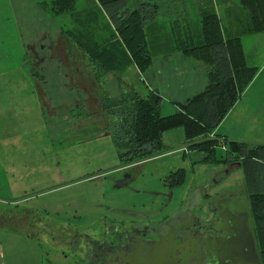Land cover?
<instances>
[{
    "label": "rangeland",
    "instance_id": "374dc122",
    "mask_svg": "<svg viewBox=\"0 0 264 264\" xmlns=\"http://www.w3.org/2000/svg\"><path fill=\"white\" fill-rule=\"evenodd\" d=\"M48 1L0 0V264H47L48 256L59 255V252L53 251V240L46 229H37L32 224V219L38 218L43 222H52L57 218L60 220L96 201L117 206L146 203L150 191L161 188L160 180L168 167L162 170L159 166L165 162L172 161L169 168L182 166L184 169L182 182L175 192L192 189L198 193L206 183L210 186L207 188L209 192L215 189L210 183V177L215 175L213 170L219 165V161L204 160L205 153L195 148L182 151L187 142L182 136L176 137V132L181 133V127L163 131L161 137L165 147L160 154L164 155L134 169V177L129 181V186L116 188L113 187L112 180L104 178L101 172L120 163L110 135L97 136L71 145L57 134L56 128L52 129L49 125L52 118L47 115L38 97L35 79L30 73V63L18 58L26 43H37V35L42 31L54 37L59 47L55 53L58 55L63 52V41L58 30L71 25L73 21L67 14L55 15L51 12ZM88 1L75 0L80 8L89 6ZM157 2L159 16L166 19L165 30L169 32L168 20L175 17L174 10L180 6V2ZM185 4L195 18L192 0H185ZM96 14L98 24L106 21L100 11L96 10ZM97 28L96 32L99 33L101 30L97 31ZM80 29L83 30V27ZM240 40L244 61L247 65L255 66L256 72L232 108L222 116L219 124L229 130L230 134H235L236 138L233 139L260 144L264 143V32L244 33ZM174 52L180 53L178 50ZM158 59L154 54L153 65L148 69L159 70L161 78L150 76L149 70V74L147 70L138 74L135 65L130 64L123 72L122 79L140 94L146 92L147 84L151 88L156 85L161 94L159 112L167 114L176 109L171 101L173 98L183 101L185 94L196 89L188 86V89L183 87L182 91L172 93L164 86L172 84L175 88L184 78L185 84L194 79L206 78L204 67L207 68V65L191 57L189 59L198 63L193 69L196 73L194 75L188 72L185 75L182 74L184 65L188 69L191 67L187 61L184 65H176L179 61L174 57L165 59L166 61ZM79 69L84 71L83 74L75 71V76V72L60 67V77L56 74L54 76L55 89L69 96L73 94V87L78 84L76 87L81 89L79 96L81 95L84 105L93 110L98 107L93 94V82L87 77L83 63ZM181 74L185 77L181 78ZM74 78L78 81L75 82ZM107 78L105 88L108 94L114 95L118 92V84L112 74H108ZM161 80L163 87L159 86L162 84ZM54 94L61 95V92L54 91ZM76 104L70 98H66V104L61 103L65 106ZM208 135L213 136L212 131ZM177 147L179 150L175 149L176 152H166ZM223 151L224 145L217 144L213 157L220 158ZM88 175L96 178L89 180L86 177ZM242 178V169L232 164L226 185L232 187L233 184L241 183ZM24 212L26 220H19Z\"/></svg>",
    "mask_w": 264,
    "mask_h": 264
},
{
    "label": "trees",
    "instance_id": "16d2710c",
    "mask_svg": "<svg viewBox=\"0 0 264 264\" xmlns=\"http://www.w3.org/2000/svg\"><path fill=\"white\" fill-rule=\"evenodd\" d=\"M168 1L180 2L175 17L168 20L169 32L165 30L166 19L159 16L157 0H89L90 5L82 8L75 0H49L48 9L55 15L67 14L74 23L60 27V32L86 61L119 160L162 151L163 131L181 127L186 146L203 151L204 160L238 162L264 264V143L208 135L256 72L255 66L244 61L240 38L244 33L264 32V0H192L195 18L185 0ZM96 10L105 16V22L97 23ZM169 50L204 62L206 82L177 101L173 112L161 114L158 90L146 87L140 94L124 83L122 74L130 64L141 74L154 54ZM108 74L118 84L114 95L105 88ZM219 143L224 151L216 159L213 152ZM174 175L181 180L182 169Z\"/></svg>",
    "mask_w": 264,
    "mask_h": 264
},
{
    "label": "flooded vegetation",
    "instance_id": "af4514ba",
    "mask_svg": "<svg viewBox=\"0 0 264 264\" xmlns=\"http://www.w3.org/2000/svg\"><path fill=\"white\" fill-rule=\"evenodd\" d=\"M58 32L64 46L61 54L55 53L59 47L54 37L42 31L37 35V43L29 41L25 44L20 56V60L30 63L38 97L52 118L49 125L71 145L110 135L106 116L97 101V85L85 59L68 43L60 29ZM82 63L94 85L93 94L98 107L93 110L84 105L79 96L81 89L76 87L78 84L69 96L56 90L54 85L55 74L60 77V67L83 74L84 71L79 69ZM54 91L61 92V95L55 96ZM66 98L77 104L61 105L66 104ZM162 151L143 158L120 160L116 167L101 172L104 178L112 180L113 187H127L134 177V169L164 155L160 154ZM171 163L159 166V169H168L161 177V188L150 191L146 203L117 206L96 201L60 220L43 222L32 219L37 229H46L53 240V251L59 252V255L48 256L46 263L261 264L260 250L257 243L256 250L251 243L248 224L240 207L241 201L246 200L244 185L242 181L232 187L226 185L231 165L238 166V162L219 161L213 170L215 175L210 177L215 189L209 192L207 188L210 186L206 183L199 194L192 189L175 192L182 179L178 180L174 171L181 168L184 176V169L182 166L169 168ZM86 177L89 180L96 178ZM26 218V212L19 216L22 221Z\"/></svg>",
    "mask_w": 264,
    "mask_h": 264
},
{
    "label": "crops",
    "instance_id": "0c3cea01",
    "mask_svg": "<svg viewBox=\"0 0 264 264\" xmlns=\"http://www.w3.org/2000/svg\"><path fill=\"white\" fill-rule=\"evenodd\" d=\"M166 48V47H165ZM175 50H169V51H158V53L156 54L158 57H159V59L158 60H165V59H167V60H169V59H171L172 57H174L176 60H178L179 62H176V65H179V63L182 65H184V63H186L185 61H187L188 62V64L190 63V66L191 67H189V69H188V67L186 66L185 67V65H184V71H183V73L182 74H187L188 72H189V74H194L195 75V73H196V71L194 72V68H195V66L198 64L196 61H193L192 59H189V58H191V57H185V56H183V55H181V53H177V52H174ZM21 54L18 56V58L19 59H21ZM157 59V58H156ZM196 60V59H195ZM166 61V60H165ZM150 65H153L152 63L150 64ZM149 65V66H150ZM180 65V66H181ZM205 66V65H204ZM205 68V70L207 69L206 67H204ZM191 69V70H190ZM194 69V70H193ZM145 70H147V74H149L150 76H152V77H154L155 79H157V78H161V76L162 75H160V71L158 70H151V69H148V67L145 69ZM144 70V71H145ZM148 70H149V73H148ZM146 72V71H145ZM155 72V73H154ZM181 74V78H184L185 76L184 75H182ZM156 75H160V76H156ZM156 81V80H155ZM160 82H162V80L160 81ZM185 78L184 79H182L181 81H179V85L176 87L175 86V88H177V89H175L173 86H172V84L170 85H165L164 86V84H163V82H162V84H160L159 86L160 87H163L164 86V88H166V90H168L169 92H172V93H178V92H180V90L182 91V89H183V87H188V86H192L193 88H191V89H196V90H194L193 92H188V94H185V98L187 97V96H189L190 94H192V93H194V92H196V91H198V90H200L202 87H203V85L205 84V82H206V78H202L201 80H193V81H189V84H185ZM157 83V82H156ZM147 87H149L148 86V84H147ZM152 88H154V87H152ZM155 89L156 90H158V92H159V89L156 87V85H155ZM188 89V88H187ZM186 89V90H187ZM160 93V92H159ZM174 95V97L176 96V97H178L177 96V94H173ZM240 96V95H239ZM184 98V99H185ZM239 98V97H238ZM172 102H173V104L175 105V107L177 108V104H176V102L177 101H181L180 100V98L178 99V98H173V100H171ZM236 101V100H235ZM235 101L233 102V104L230 106V108L225 112V114L232 108V106L234 105V103H235ZM224 114V115H225ZM223 130H222V129ZM177 133V135H176V137L177 138H180V136H182L183 137V135H182V130H181V133H179V132H176ZM215 133H217V134H220V135H225V136H227V137H229V138H236V136H235V134H230V131L228 130H226V129H224L223 127H221V124H219V122H218V124L216 125V127L214 128V130L212 131V134H215ZM162 138V137H161ZM162 141H163V139H162ZM187 145V143L185 144V146H184V148L182 149V151H185L188 147L186 146ZM176 150L178 151L179 149H178V147L176 148ZM173 152H176V151H173ZM172 152V153H173Z\"/></svg>",
    "mask_w": 264,
    "mask_h": 264
},
{
    "label": "water",
    "instance_id": "95a60500",
    "mask_svg": "<svg viewBox=\"0 0 264 264\" xmlns=\"http://www.w3.org/2000/svg\"><path fill=\"white\" fill-rule=\"evenodd\" d=\"M241 209L243 210V213L245 215L247 224H248V228H249V234H250V239H251V243L254 246L255 250L256 248V241H255V235H254V231H253V226H252V221H251V216H250V211H249V207H248V203L246 200L241 201ZM231 206V205H230ZM231 209H233V206H231Z\"/></svg>",
    "mask_w": 264,
    "mask_h": 264
}]
</instances>
